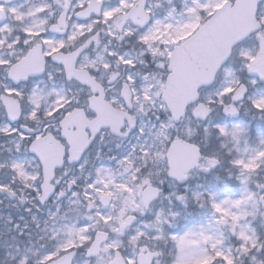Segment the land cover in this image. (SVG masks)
Listing matches in <instances>:
<instances>
[{
    "label": "snow or ice",
    "instance_id": "obj_1",
    "mask_svg": "<svg viewBox=\"0 0 264 264\" xmlns=\"http://www.w3.org/2000/svg\"><path fill=\"white\" fill-rule=\"evenodd\" d=\"M222 3L230 18H225V16H221L220 12L215 11L222 8ZM48 7L47 4H40L27 15L42 13ZM77 8L80 10L76 11ZM70 9L76 16L86 18L87 22L73 23L71 31L60 39H51L43 35L45 32L43 25L47 23L45 19L39 20L36 24L25 26L22 29L23 38L14 36L8 39L3 34L10 35L11 28L7 24L0 27V48L14 49L21 43V40L25 46L15 58L0 56V70L6 74L7 80V82H0V115L6 117V121L0 123V135L11 138L10 143L13 144L17 153L31 152L32 158L38 161L35 171H29L25 167L26 161L11 157L0 163V167H7L14 181H20L27 187H34L42 202L53 190V185L49 181L54 175L55 167L63 165L65 158L70 161L78 159L91 139L95 137L100 126H109L113 133L124 135L119 131L124 118L126 117L129 127L135 121V116L130 115L123 104L117 105L115 97L106 99L107 93L103 81L98 80L95 75L102 68L105 73L109 74V82L120 79V74L112 71L111 63H101L103 58L100 56L96 59H89L87 56L83 59L80 58L81 50L90 41L97 40L96 36L91 35L97 23L109 24L110 21H115V27L122 29L118 38L123 35H136L139 42L153 57L158 55L163 57L156 63V69L160 71L144 76L140 85L136 81L137 73L133 71H129L123 78L120 87L122 98L131 105L132 97L135 95L140 111H144L145 103L150 102L155 106L162 98L161 108L170 109L172 117L181 116L188 106L198 99L200 86L208 84L214 79L217 68L236 48L243 60V67L249 73H254L259 79L264 80V0H193V5L187 9V14L190 17L187 23L175 27L161 20H154L143 32H136L124 25L128 21L138 26L147 24L151 18L152 10L150 6L146 7V0H118V3L112 7H105L103 0H76V3L71 5L70 0H65L64 11L59 15L57 22L51 25L53 30L65 32L68 21L71 20V16L67 15ZM4 12V5L0 4V15H3ZM8 12L12 13L17 20H21L25 15L16 8H10ZM93 13L97 14L99 19L93 20ZM111 34L110 32L109 35ZM250 36L255 37L256 44L252 47H243L242 45ZM161 40L165 45L162 51L154 46V42ZM97 42L99 41L97 40ZM109 55L115 58L118 65H122L126 69L134 65V58L127 55L115 51ZM50 61L61 65L57 71L67 79L76 80L87 86L88 94L83 104H80L75 97L69 98L63 90L37 91L33 89L30 93H26L23 87L15 86L33 75L43 73ZM186 71H190L191 74L187 78L184 94L177 96L173 92L175 81ZM48 75L51 79L52 74L48 73ZM228 75L231 76L232 73L229 72ZM250 83L255 84L256 79H252ZM244 91V86L232 79L217 93V96L223 97L231 94V99L235 101L243 95ZM249 100L257 110L264 111V95L249 97ZM220 102L223 103L222 100ZM74 103L76 106L68 107ZM209 103H211L210 99ZM41 111L47 118L56 117L57 113L60 115L54 123L42 124ZM192 111L198 117L204 118L210 112V108L206 103H199L195 104ZM237 111L238 109L233 104L224 106L226 113L236 114ZM29 121L35 127H30ZM73 125L77 128L76 133L71 130ZM215 127L220 135H230L234 140L238 139L244 131L239 124H235L231 128L221 124H216ZM53 128L55 131L52 130ZM86 128L91 129L93 133L91 138L86 135ZM163 128L162 124L161 136L164 135ZM140 131L142 133L143 128ZM167 139L169 140L168 144L171 145L168 150L170 174L177 179H183L187 169L197 163L200 156L199 147L180 137L175 139L167 137ZM261 143H264V140ZM50 145L56 146L55 152L49 150ZM173 148L184 152L185 158L182 161H176ZM143 151L145 156L149 155L147 148H144ZM119 163L127 167L132 161L128 156H125ZM216 163L217 160L214 157H209L206 166L211 167ZM260 163H264V149L255 150V155L248 161L233 160V164L240 166L249 174L257 169ZM96 171L98 176L105 178V180L98 181L99 183H111L110 169L98 168ZM243 179L246 180L247 177ZM38 181L39 183H37ZM75 182L76 180L73 178L68 181V184L73 185ZM92 187V184L88 185V188ZM0 191L12 194L10 185L3 182H0ZM135 192L139 195V202H133V197H126L117 216L101 215L97 212L95 213V223L80 228H70L69 233L72 238L68 239L60 248L44 254L39 264H61V262L70 264L72 253L68 249L81 243L90 244V247L87 248L89 254L97 253L99 242L108 237L106 233L97 231L96 239L93 241L88 235L89 228H98L101 221L105 225H110L114 219L119 222V227L113 228L112 231L122 233L135 219V216L128 214V210L143 212L149 207L150 201L158 195L159 189L153 187L149 179L144 178L136 185ZM245 193L240 199L226 198L219 203L212 200L214 194L209 193L213 209L217 213H221V222H226V219L230 218L232 225L236 226L239 218L244 215L243 210L234 213L222 205L230 204L239 208L242 203L254 198V193L248 192L247 189H245ZM58 195H63V191ZM73 195L78 194L74 192ZM85 195L87 196L88 193L86 192ZM107 195L109 194L101 195V199L105 203H107L105 199ZM195 195L199 199L200 194ZM177 198L183 200V196ZM260 201L264 203V196L260 197ZM88 206H93L92 200H89ZM176 215V213H172L173 217ZM156 216L157 222H159L161 213L158 212ZM88 219L92 221L93 217L89 216ZM142 235L144 234L137 231L136 235L130 238V243L135 244ZM192 235L191 230L181 235L171 234V239L175 242L179 253L175 264H214L217 258H221L224 264H235L231 255L225 254L217 248L219 241H212L203 233H201L203 239L210 242L212 253L195 258L186 257L185 249L195 243L191 239ZM237 235L245 242L240 246L242 252L247 253L249 248L260 246L255 234L249 236L241 230ZM119 246L120 241L114 239L104 246V250L118 249ZM151 255L152 253L145 255L141 250L139 254L124 257L119 251H115L110 264H150ZM22 264H24L23 261Z\"/></svg>",
    "mask_w": 264,
    "mask_h": 264
},
{
    "label": "rangeland",
    "instance_id": "obj_2",
    "mask_svg": "<svg viewBox=\"0 0 264 264\" xmlns=\"http://www.w3.org/2000/svg\"><path fill=\"white\" fill-rule=\"evenodd\" d=\"M153 2H161L162 5L161 7H156L152 4ZM117 3L118 0L113 1L107 7L115 6ZM192 5L193 0H150L149 6L152 10V22L154 20H161L164 23L179 27L189 21L190 17L187 14V9ZM13 16L10 13L5 19H0V27L7 24L11 28L10 35L8 33H4L3 35L7 36L8 39L14 36L22 38L24 34L22 29L25 26L18 27L15 24V21L18 20L13 18ZM115 23V21H110L109 24H106L107 35L111 43H113L115 36H120L121 34L117 32ZM124 27H130L136 32L146 30L137 31L130 24H126ZM19 29L22 31V34L16 33ZM110 32L112 33L111 35H109ZM128 41L131 40L128 39ZM134 41L137 45L139 44L136 35ZM160 42L164 44L162 40ZM245 43L252 47L256 44V39H249ZM121 45H124V40L121 42ZM107 47H116V45L102 46L100 48L102 50H99L100 53L98 52L96 57L89 59H96L100 56L103 58L101 63L110 62L112 71L116 72L118 70L117 72L121 73L124 69L122 67L118 69L115 58L109 55V53L115 50H107ZM164 48L165 45L162 50ZM21 51L22 49L17 46L14 49L2 47L0 48V56L12 58L13 55V58H15ZM237 51L238 48L234 50L233 58L222 69L219 75V82L226 84L228 81L235 79L239 84L243 82L247 83L249 91L245 99L238 104L233 103V105L243 113H246L245 111L249 110L248 105H251V109L255 112L257 109L252 106L249 97L264 95V86L250 83L254 78L248 75L247 69L243 67V60L237 55ZM10 52H13V54L11 55ZM105 52H108L107 57L104 56ZM115 52L134 58V65L128 68V70L137 73L136 78L141 74L138 70L139 64H148L142 58H139V55H134L131 51L125 53L120 51ZM156 63L157 61H153L152 65L148 64L149 68L147 69L149 72H155L150 69V66L156 67ZM101 70L102 68L97 71L99 76L97 79L107 83L108 87L109 74L105 75V72ZM229 72L232 73L231 76L228 75ZM48 73L52 74L51 79L47 74V77L45 76L33 81L28 86L20 85L17 87H23L26 93H30L33 89L37 91L63 90L66 93H74L77 96L84 93L85 90L76 84L61 83L54 76L53 70H50ZM5 75L0 70V82H7ZM137 82L140 85L143 80H138ZM114 90L115 88L107 90V99L115 97L109 96V93ZM213 91L214 89L209 87L203 88L200 90V94L201 96H210ZM135 99L136 97L133 95L132 102ZM245 101H247V104ZM161 102H163L162 98L155 106L152 104L145 106L144 111H140L138 107L137 111L133 113L135 116V126L133 129L125 127L123 131L125 137L118 138L109 135L107 142L103 137L99 140L98 144L91 150L93 152L91 159H85L81 163L79 166L80 172L75 177V184L85 187L79 191L74 190L64 200L54 201L49 205L41 206L37 201L38 195L34 187H27L20 181H14L9 169L7 167H0V182L10 185L11 191L17 198V200L9 201L6 194L0 191V250H2L0 264H22V261L24 264H39L44 254L60 248L68 239L72 238L69 233L70 228H80L84 225L95 223V213L97 212L101 215L117 216L119 208L125 203L126 197H133V202H139V195L135 192V187L144 178L149 179L151 183L166 182L165 177H167L168 171L166 154L171 145L165 144L164 141L167 139L170 129L174 132H182L189 138L199 136L205 145H208L210 142L216 145L210 154H203L204 162L200 164V167L191 176V180L194 183L184 185L183 191L173 188L168 193L161 194L159 199L152 204L150 210L147 212L135 211L139 214V220L130 229L124 230L122 233L112 231L113 228L119 227V222L114 219L110 222V225H105L101 221L98 228H89L88 235L91 239H93L96 230L109 232L110 239L102 245L100 255L92 259L86 258L84 253L89 244L81 243L74 247L78 250H83L79 253L75 264H107L112 258V250L114 249L109 248L105 251L104 246L111 243L114 239L120 241L118 249L124 253L125 257L137 254V247L143 243H147L153 249H159L172 244L174 255L168 259L165 253L160 254L154 264H175L179 253L175 242L171 239V234L181 235L188 230H191L193 233L191 239L195 243L185 249L186 257L195 258L212 253L213 250L210 242H206L203 239L201 235L203 233L204 236L210 237L212 241H219L217 248L225 254L231 255L234 258L235 264H264V203L260 201V197L264 196V187H261V185H264V163H260L259 167L251 174L240 166L233 164V160L235 159L248 161L255 155V150L264 149V143H261L264 140V127L253 123L254 121H264V114L260 116L243 114L248 117L247 120H208V123H205L203 128L199 129L188 120L185 111L181 122L176 127L177 125L174 124L172 118H166V124L161 120V113L157 111V108L168 112L167 109L160 107ZM224 115L231 117L226 112H224ZM0 120L4 123V116H0ZM154 121H160L161 125H164L163 136L160 135L161 127H157ZM216 124H221L228 128L239 124L244 131L238 139L234 140L230 135H220L215 127ZM141 128H143L142 133L140 131ZM1 137H4V139ZM175 137L180 136L177 135ZM10 140V137L0 135V163H3L10 157L22 159L26 161L25 167L29 171H35L37 161L28 152L21 151L17 153ZM147 144L158 146V151L154 153L150 161L143 158L145 157L143 151L145 147L143 146ZM125 156H128L132 161L127 167L119 162L114 164L102 162L121 161ZM209 157H214L217 160V163L211 167L206 166L207 158ZM137 159L141 160V165L135 164ZM149 164L151 167H147ZM201 165L205 166L202 167ZM142 167H146L147 170L141 175ZM82 168H88L85 177H82ZM98 168L111 170L112 180L110 184L98 182L105 180L104 177L98 176L96 171ZM129 169H131L130 172H128ZM244 177H247V179L244 180ZM17 184L21 185V187H18ZM89 184H92L93 187L88 188ZM121 185L123 187H120ZM23 187L28 188L29 191L25 192ZM170 187L171 185H169ZM245 189L248 192L254 193V198L242 203L239 208L230 204L222 205V207L234 213H239L243 210L244 215L239 218L235 227L232 225L230 218H227L226 222H221V213H217L213 209L209 193H213L212 200L219 203L226 198L230 200L240 199L246 194ZM74 192L78 195L74 196ZM86 192L88 193L87 196L85 195ZM103 193H108L112 197L113 202L109 206H103L98 203L99 197ZM195 194H200L199 199L196 198ZM178 196H183V200L178 199ZM89 200H92L94 204L91 211H87L86 209ZM9 204L12 206H9ZM129 212H131L130 209L128 210ZM158 212L161 213L159 222H157L156 216ZM172 213H176L177 215L173 217ZM89 216L93 217L92 221H89ZM177 226L180 228L179 231H170V229H174ZM241 230L249 236L255 234L260 246L249 248L247 253L242 252L240 246L245 242L237 235ZM137 231L144 235L140 236L135 244L130 243V238L135 236ZM71 249L73 248L68 249V251ZM214 264H224V261L221 258H217Z\"/></svg>",
    "mask_w": 264,
    "mask_h": 264
},
{
    "label": "clouds",
    "instance_id": "obj_3",
    "mask_svg": "<svg viewBox=\"0 0 264 264\" xmlns=\"http://www.w3.org/2000/svg\"><path fill=\"white\" fill-rule=\"evenodd\" d=\"M243 47H251V45L244 43L242 45ZM237 55L239 56V52L237 51ZM150 69L153 71H160L159 69H156V67L154 66H150ZM103 71V69L101 70ZM129 72V70L125 69L120 73V79L114 81V88L115 90L113 92L109 93V96H115L116 101H117V105L123 104L125 106L126 111L130 114L133 115V113H135L137 111L138 105L136 104V99L134 102H132L131 105H129L128 101L124 100L120 94V87L123 81V78L126 77L127 73ZM134 72V71H133ZM105 75H108V73H105ZM252 77L254 79H256V84L257 86H264V80L259 79L258 76H255L254 73H252ZM75 82H73L74 84ZM138 83V82H137ZM226 84L220 83L219 82V77H217V80L213 81L211 85H209V88L214 89V91L212 92V94L210 96H199L198 99L193 102L192 104H190L188 106V109L186 110V115L189 121H191V123L195 126H197L199 129H202L205 123H208V120H212V121H217V120H223V121H227L230 119H234V120H240V119H244L247 120L248 117L244 116L243 113H241V115L239 116H226L224 115V106L226 104H233L236 103V101H233L231 99V94L229 95H225L223 97H219L217 96V93L225 86ZM154 94V92H153ZM67 95L69 96V98L75 97L76 100H78L80 102V104H83L86 97H87V93H82L79 96L75 95L74 93H67ZM141 98H142V94H141ZM209 99L211 100V103H209ZM223 101V103H221L220 101ZM199 103H206L208 104V107L210 108V112L208 113L207 117L208 119H204L201 117H198L193 111L192 108L195 106V104H199ZM245 103L247 104V101H245ZM151 105L150 102L145 103V106H149ZM76 106L75 103L73 105H69L68 107H74ZM249 111L253 112L254 110L251 109V105H248ZM157 111L161 113V120L164 121V123H167V119H170L172 114L171 112H167L164 109H160L157 108ZM41 121L42 124H51L54 123L57 118L59 117L60 113H57L56 117H52V118H47L43 115V111H41ZM167 118V119H166ZM29 126L30 127H35V125L29 121ZM154 123L156 124L157 127H161V122L160 121H154ZM254 124H256L257 126H261L264 127V121H254ZM126 126H128V123L126 122ZM53 131H55V129H52ZM123 131V130H122ZM135 134V133H133ZM109 135H111V130L108 128H100L96 134L95 137L91 140V142L89 143V145L84 149L83 153L80 155L79 159L76 160H72L70 163L69 161L66 159L65 161V165L66 167L69 168H75L76 165L80 164L83 160L85 159H91L93 152L90 150L94 149V145H97L99 140L103 137V139L107 142L108 141V137ZM179 135L181 138L183 139H189L190 142L192 143H196L198 144L199 148H200V152L207 155L210 154L213 149L216 147V145L213 142H210L208 145H205L202 143L201 139L199 136H193L191 138L185 136L182 132H174L171 129L168 131V138H174L175 136ZM169 142L168 139H166L164 141L165 144H167ZM143 147L148 149L149 155L143 157L146 160H151L153 158L154 153H156L158 151V146H153L151 144H147L144 145ZM124 155V154H123ZM139 155V153H138ZM102 162H107V163H116L119 161H102ZM38 163V161H37ZM136 165H141V160L137 159L135 161ZM62 166V168L64 167ZM147 167H151V165L149 164ZM62 168L58 169L56 171V174L53 175V177L51 178L52 182L54 183L57 179L60 178V172H62ZM147 168L146 167H142V171H141V175L143 174L144 171H146ZM201 175H203V173H201ZM166 181L171 182V183H175L176 181L173 178H169V177H165ZM39 183V181L37 182ZM183 183H188V184H193L194 182L192 180H187V181H183L180 185V191H183ZM61 185H57V187H60ZM194 207V206H192ZM180 228L179 226H177L174 229H170V231H179ZM0 254H2V250H0Z\"/></svg>",
    "mask_w": 264,
    "mask_h": 264
},
{
    "label": "flooded vegetation",
    "instance_id": "obj_4",
    "mask_svg": "<svg viewBox=\"0 0 264 264\" xmlns=\"http://www.w3.org/2000/svg\"><path fill=\"white\" fill-rule=\"evenodd\" d=\"M113 1H117V0H103V4L105 7H107ZM75 3H76V0H70V5L75 4ZM1 4L4 5L5 12L3 15H0V19L9 14L8 9H10V8H16L20 13L25 14L21 20H18L16 22L18 24V26L33 25V24L38 23L39 20L45 19L47 21V23L45 25H43V27L45 28V32L43 33V35H45L51 39H60L62 37H65L67 35V32L71 31V26L73 23L87 22L86 18L76 16L74 14V12L71 11V9H70L68 11L67 15L71 16V20L68 21V26H67L65 32L61 33L59 31L53 30L51 28V25H53L57 22L59 15L61 14V12L64 11L65 0H13L10 3H1ZM40 4H47L49 7L42 13H38L35 15H27V13L31 12L32 9H34L35 7H37ZM149 4H150V0H146V5L149 6ZM153 5L158 7V6H160V3L159 2H153ZM79 10L80 9H78V8L76 9V11H79ZM92 19L96 20V19H99V17L97 16V14L93 13ZM150 21H151V18H150ZM97 24L95 25L93 31L91 32V35L96 36L97 40L99 42H97V40L90 41L88 43V46L84 50V52L80 54L81 59H83V57H85V56H87L88 58H93L95 56V54L99 51L100 46L107 43L108 38H105V30L100 29V24H102V22L97 23ZM126 24H130L132 26L131 21L126 22ZM146 26H144L143 28H139V27H136L133 25L132 27L137 31H141V30H144L146 28ZM17 32H19V34H22V31H20V30L19 31L17 30ZM132 36L133 35H127L126 38H130ZM23 37H24V34L22 35V38ZM154 46L160 50L162 47H164V45L160 44L158 41L154 42ZM17 47L21 48L22 50L24 49L25 46L23 45V40H21V43L19 45H17ZM142 48L144 49V46ZM10 54L12 55L13 52H10ZM12 58H13V55H12ZM60 67H61V65L57 64L56 62L50 61L49 65L45 69V73L43 76H45L51 69H58ZM55 75L58 77V79H60L62 81L66 80L65 76L59 71H57V73ZM24 84L28 85V80H27V82H24ZM19 85H21V83L18 85H15V86H19ZM85 93L88 94L87 91H85ZM5 120H6V118H5ZM0 122H1V120H0ZM65 161H66V159H65ZM80 164L76 165L75 168H69V167L64 166L62 168V172H60V174H59L60 178L57 179L54 183L52 182L54 189L57 193H60L61 191H63L62 188H65V190L63 191V195H60V197H57L56 199H60L64 196H66L67 193L71 192L72 190H74L77 187L74 185H69L68 181L75 178L79 174ZM81 170L83 171L84 174L87 171L85 168H82ZM57 185H61V186L57 187Z\"/></svg>",
    "mask_w": 264,
    "mask_h": 264
},
{
    "label": "water",
    "instance_id": "obj_5",
    "mask_svg": "<svg viewBox=\"0 0 264 264\" xmlns=\"http://www.w3.org/2000/svg\"><path fill=\"white\" fill-rule=\"evenodd\" d=\"M216 11H218V12H220V14H221V16H225V18H230L228 15H227V11L223 8V4H222V8L221 9H218V10H216ZM229 57H227L222 63H221V65H220V67L222 66V64L228 59ZM220 67L219 68H217V70H216V73H217V71L220 69ZM41 74V73H40ZM191 73H190V71H186L185 72V74H183V75H181V76H179L177 79H176V81H175V84H174V88H173V92H174V94L175 95H177V96H179V95H183L184 94V91H185V88H186V81H187V78H188V76L190 75ZM38 75V74H37ZM216 75V74H215ZM215 78V77H214ZM214 81V79L210 82V83H208V84H203V85H201L200 87H202V86H208V85H210V84H212V82ZM244 86V85H243ZM244 88H245V91H244V93L246 92V87L244 86ZM244 93H243V95L238 99V100H235V101H239V100H241L242 98H243V96H244ZM170 110V109H169ZM170 112H171V110H170ZM182 115V114H181ZM180 117L181 116H179V117H173V119H174V121L175 122H178L179 121V119H180ZM207 118V116L206 117H204V119H206ZM133 126V125H132ZM131 126V127H132ZM73 127H75L76 128V126L75 125H73L72 126V128ZM106 127H109V126H100V128H106ZM123 127V121H122V124H121V127H120V129ZM110 128V127H109ZM87 129V128H86ZM85 129V130H86ZM89 131H90V133H91V137H92V135H93V133L91 132V129H88ZM111 130V129H110ZM120 131V130H119ZM77 132V128H76V131L74 132V133H76ZM111 133L112 134H114V135H119V134H117V133H113L112 131H111ZM96 134V133H95ZM87 135V134H86ZM90 137V138H91ZM92 140V139H91ZM49 150L50 151H52V152H55V150H56V146L55 145H50L49 146ZM172 151H173V155H174V158L176 159V161L177 162H179V161H182L184 158H185V154H184V152L183 151H181V150H179L178 148H173L172 149ZM79 159V158H78ZM167 159H168V155H167ZM168 163H169V167H170V162H169V159H168ZM197 164H198V161H197V163L196 164H193L191 167H189L188 169H187V172L190 170V169H192V168H194L195 166H197ZM62 165H57L56 167H55V169L56 168H59V167H61ZM55 169H54V171H55ZM169 176L171 177V178H175V179H177L175 176H173V175H171L170 173H169ZM178 180V182L179 183H182L183 181H185V179L183 178V179H177ZM51 181V180H50ZM49 181V182H50ZM52 193H53V191H51L50 193H49V195L46 197V199L42 202L39 198H38V200L40 201V203H45V201L52 195ZM158 196V195H157ZM157 196L156 197H154L153 199H155V198H157ZM152 199V200H153ZM151 200V201H152ZM105 203V202H104ZM108 203V202H107ZM106 204V203H105ZM147 209V208H146ZM132 223V222H131ZM130 223V224H131ZM129 224V225H130ZM95 239H96V237H95ZM94 239V240H95ZM107 239H105V240H103V241H100L99 242V244H98V252L97 253H94V254H89L88 253V251H87V253H86V255L88 256V257H94V256H96V255H98L99 254V252H100V248H99V245L102 243V242H105ZM141 250H143V252H144V254L145 255H147L148 253H152V252H150V251H147V252H145L146 250H147V248L146 247H142V248H140V252H141ZM71 253H72V256H71V259H70V264L72 263V260H73V258H74V256H75V254H76V252L75 251H71ZM121 254V253H120ZM59 259V258H58ZM153 259H154V253H152V255L150 256V264H152V261H153ZM61 264H62V262H61ZM108 264H110V262L108 263Z\"/></svg>",
    "mask_w": 264,
    "mask_h": 264
},
{
    "label": "bare ground",
    "instance_id": "obj_6",
    "mask_svg": "<svg viewBox=\"0 0 264 264\" xmlns=\"http://www.w3.org/2000/svg\"><path fill=\"white\" fill-rule=\"evenodd\" d=\"M116 64H117V63H116ZM117 66H118V69H119V67H122L124 70L126 69V68H125L124 66H122V65H118V64H117ZM127 70H128V68H127ZM141 70H142V69H141ZM117 71H118V70H116V73H117V74H120V73H118ZM146 75H148V73L144 72V70H143V73H141L140 75L137 76V78H136L137 81H138V80H139V81H142V80H143V77L146 76ZM109 88L114 89V83L111 84V85L109 86ZM130 171H131V169L128 170V172H130Z\"/></svg>",
    "mask_w": 264,
    "mask_h": 264
},
{
    "label": "trees",
    "instance_id": "obj_7",
    "mask_svg": "<svg viewBox=\"0 0 264 264\" xmlns=\"http://www.w3.org/2000/svg\"><path fill=\"white\" fill-rule=\"evenodd\" d=\"M172 253V252H171Z\"/></svg>",
    "mask_w": 264,
    "mask_h": 264
}]
</instances>
